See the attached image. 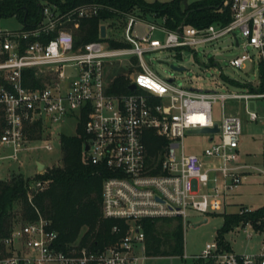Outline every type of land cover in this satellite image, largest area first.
I'll list each match as a JSON object with an SVG mask.
<instances>
[{"label": "built area", "instance_id": "2783aa9c", "mask_svg": "<svg viewBox=\"0 0 264 264\" xmlns=\"http://www.w3.org/2000/svg\"><path fill=\"white\" fill-rule=\"evenodd\" d=\"M223 4L230 19L203 27L179 24L168 29L127 14L120 33L122 46L109 45L106 25L103 38L98 35L74 45L63 22L72 20L76 27L77 18L96 13V4L77 5L61 13L45 5L34 25L0 28V106L4 118L0 159L17 160L28 142L50 134L52 123L73 118L76 127L83 114L84 157L91 164L103 165L107 172L101 179L100 212L103 217L123 220L125 229L116 242L98 250L76 243L60 249L55 246L56 231L49 230V221L39 215L11 225L1 239L4 250L0 264H140L146 257L142 219L176 216L182 222L187 210L207 213L223 209L229 192L240 184L241 174L257 170L264 177V168L240 160L241 121L236 113L223 108L226 99L264 97V88L257 90L260 73L264 79V0H223ZM159 33L163 36L155 35ZM224 33L241 48L228 63L238 68L244 62L256 66L252 91L222 93L189 88L175 84L173 78L158 77L142 60L144 52L192 47ZM131 55L134 62L128 59V82L135 88L127 93L108 92L106 64ZM215 100L220 107L218 122L210 113V103ZM247 115L257 119L254 111L247 110ZM35 122L39 130L30 136ZM214 122L218 131L203 148L202 158L186 153L181 142L184 134L197 127H211ZM146 129L166 140L155 159L147 158L142 142ZM44 148L49 149L50 143ZM33 176H24L29 187L41 189L45 182ZM250 209L240 206L238 212ZM246 225L249 223L242 227ZM111 229L116 232L118 227ZM216 249L215 241L206 243L193 257H210L223 264H264V241L257 252L247 254Z\"/></svg>", "mask_w": 264, "mask_h": 264}, {"label": "trees", "instance_id": "16d2710c", "mask_svg": "<svg viewBox=\"0 0 264 264\" xmlns=\"http://www.w3.org/2000/svg\"><path fill=\"white\" fill-rule=\"evenodd\" d=\"M81 4H96L94 15L77 18V26L72 20L63 22V26L73 36L74 45L99 38L98 27L115 25L125 21L127 14L152 20L168 29L179 24L203 27L211 22L224 24L230 19L229 9L223 0H192L184 8L181 0H0V16H14L23 28L39 21L41 8L45 5L59 13L73 9ZM52 33H49L51 36ZM111 46L124 45L116 39H107ZM130 61L134 62L131 57ZM258 89L264 88V79ZM110 93H127L128 77L122 72L106 79ZM83 114L75 127V134H59L61 155L55 165L45 168L33 177L44 183L41 189H31L22 173L0 179V253L3 252L1 239L8 235L11 225L18 221L35 219L42 216L49 221L48 229L57 233L55 246L66 249L69 243L98 250L110 245L124 233L123 220L106 218L100 212L101 179L107 173L101 164L89 163L81 149L85 137ZM4 124L0 106V131ZM39 125H31L29 134L34 135ZM35 136V135H34ZM165 138L156 135L153 130H144L142 142L147 158H156L161 154ZM248 222L254 231L262 234L264 241V202L246 212L223 213L220 227L216 228L214 241L216 251H231L223 234L234 225L244 226ZM143 253L149 256L179 255L183 253V227L179 217H157L142 219ZM118 227L113 232L111 227ZM192 264H223L210 257H193Z\"/></svg>", "mask_w": 264, "mask_h": 264}, {"label": "rangeland", "instance_id": "374dc122", "mask_svg": "<svg viewBox=\"0 0 264 264\" xmlns=\"http://www.w3.org/2000/svg\"><path fill=\"white\" fill-rule=\"evenodd\" d=\"M191 1L187 0V2ZM124 23L125 21L116 23L114 26H107L110 39L121 41L120 33ZM20 26V21L13 15L0 16V28L2 29H13ZM155 35L163 36L161 33ZM240 53L241 48L235 47L231 37L224 33L216 39L198 43L192 47L162 48L144 52L142 60L158 77L173 78L175 84L181 83L189 88L214 89L222 93L252 91L257 80L256 66L244 62L245 65L238 68L228 63V59ZM131 57L133 56L127 59L124 57L111 59L105 66L106 78L119 72L128 77L131 70L128 66V59ZM170 65L182 68L173 70ZM223 108L224 112L236 113L241 121L242 132L238 141L240 160L253 163L258 168H264V97L248 98L246 101L226 99ZM219 109L217 100L210 103L211 117L215 122H218L220 118ZM247 110L254 111L257 119H249ZM74 132L75 120L73 118H65L63 122L52 123L50 134L28 142L27 149L18 153L17 160L0 159V179L17 173L33 176L57 164L61 155L58 134L72 135L75 134ZM181 142L186 153H196L200 158H202L203 148L209 144L208 135L201 132H186ZM45 143H50L49 149L44 148ZM35 161L42 163V167L37 168ZM240 177V184L229 192L223 209L207 213L187 210L186 217L182 221V256H149L142 259L140 264H192L193 256L198 255L206 243L214 241L215 230L222 223L223 213L238 211L240 206L249 208L260 206L264 202L262 174L257 170H251L244 172ZM223 239L228 242L233 252L247 254L260 249L262 234L254 231L249 225L245 227L234 225L223 234Z\"/></svg>", "mask_w": 264, "mask_h": 264}, {"label": "water", "instance_id": "95a60500", "mask_svg": "<svg viewBox=\"0 0 264 264\" xmlns=\"http://www.w3.org/2000/svg\"><path fill=\"white\" fill-rule=\"evenodd\" d=\"M182 1V4H183V7L186 8L187 7V0H181ZM104 29H105V26L104 24H100L99 27H98V34L101 38H103L105 36L104 34ZM170 67L173 69V70H176V69H181L182 67L180 66H173V65H170ZM168 80H171V78H167ZM128 88L129 89H134L135 88V84L134 83H129L128 84ZM218 131L217 129V126H216V123L214 122L211 127H205V126H202V127H197V128H194V129H190L188 130V132H201V133H205V134H209V137H208V141L211 140L212 138V135L213 133H216ZM86 148V145H84V149ZM36 166L37 168H40L42 167V163H40L39 161H36Z\"/></svg>", "mask_w": 264, "mask_h": 264}, {"label": "crops", "instance_id": "0c3cea01", "mask_svg": "<svg viewBox=\"0 0 264 264\" xmlns=\"http://www.w3.org/2000/svg\"><path fill=\"white\" fill-rule=\"evenodd\" d=\"M208 135V137H209V134H207ZM238 151H239V146H238ZM36 162V161H35ZM35 166H36V163H35ZM37 167V166H36Z\"/></svg>", "mask_w": 264, "mask_h": 264}]
</instances>
